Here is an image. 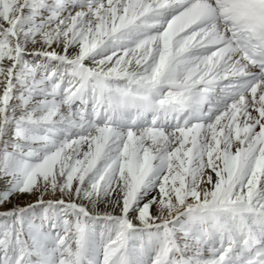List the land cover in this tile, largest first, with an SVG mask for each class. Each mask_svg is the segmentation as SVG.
<instances>
[{"label": "snow or ice", "instance_id": "snow-or-ice-1", "mask_svg": "<svg viewBox=\"0 0 264 264\" xmlns=\"http://www.w3.org/2000/svg\"><path fill=\"white\" fill-rule=\"evenodd\" d=\"M0 264H264V0H0Z\"/></svg>", "mask_w": 264, "mask_h": 264}]
</instances>
